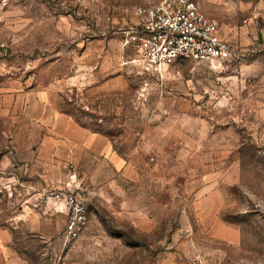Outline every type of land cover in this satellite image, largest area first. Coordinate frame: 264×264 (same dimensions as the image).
I'll return each instance as SVG.
<instances>
[{"label":"rangeland","instance_id":"obj_1","mask_svg":"<svg viewBox=\"0 0 264 264\" xmlns=\"http://www.w3.org/2000/svg\"><path fill=\"white\" fill-rule=\"evenodd\" d=\"M155 1L0 0V94L52 92L126 166L55 169L40 131L0 127V264H264V0H195L236 57L161 74L125 45ZM72 184L88 223L65 243Z\"/></svg>","mask_w":264,"mask_h":264},{"label":"built area","instance_id":"obj_2","mask_svg":"<svg viewBox=\"0 0 264 264\" xmlns=\"http://www.w3.org/2000/svg\"><path fill=\"white\" fill-rule=\"evenodd\" d=\"M135 16L136 24L125 32V45L134 49L145 71L161 74L185 62L213 66L236 57L234 49L219 37L217 22L200 11L195 0H156L138 8ZM87 195L82 184L68 185L63 194L65 243L77 240L86 229Z\"/></svg>","mask_w":264,"mask_h":264},{"label":"crops","instance_id":"obj_3","mask_svg":"<svg viewBox=\"0 0 264 264\" xmlns=\"http://www.w3.org/2000/svg\"><path fill=\"white\" fill-rule=\"evenodd\" d=\"M218 35L223 38L219 29ZM21 123L41 132L35 144L41 163L64 168L76 164L79 154L84 153L115 171L126 169L125 161L115 153L109 138L82 127L62 112L55 95L48 90L0 94V127L6 124L16 129Z\"/></svg>","mask_w":264,"mask_h":264}]
</instances>
